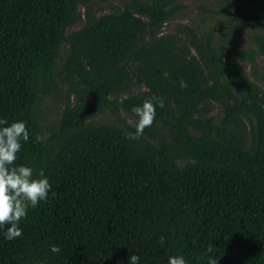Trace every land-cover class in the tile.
<instances>
[{"label": "trees", "instance_id": "obj_1", "mask_svg": "<svg viewBox=\"0 0 264 264\" xmlns=\"http://www.w3.org/2000/svg\"><path fill=\"white\" fill-rule=\"evenodd\" d=\"M88 1L0 0V127L26 122L16 166L34 178L43 171L51 185L20 221L22 237L0 229V264H130L132 255L138 264H264V91L192 28L162 31L168 0H130L99 17ZM243 1L264 55V0ZM61 43V81L79 99L43 137L36 109L54 89ZM154 96L164 101L154 102V123L128 138L132 108ZM212 103L223 110L217 126L199 119ZM103 113L114 121L96 123Z\"/></svg>", "mask_w": 264, "mask_h": 264}, {"label": "rangeland", "instance_id": "obj_2", "mask_svg": "<svg viewBox=\"0 0 264 264\" xmlns=\"http://www.w3.org/2000/svg\"><path fill=\"white\" fill-rule=\"evenodd\" d=\"M129 1L89 0L87 6L93 15L99 17L122 10ZM140 1L150 2V0ZM224 9L228 10L229 18L221 14ZM166 10L169 14L162 26V31L176 33L183 25L192 28L198 37L209 41L213 50L220 52L221 55L229 53L236 60L248 80L259 90L264 91V55L257 52L256 45L252 41L253 34H263V32L259 28L251 27L245 20L250 14L247 3L243 0H168ZM78 11L83 13V7L79 6ZM83 22V16H81V20L74 26L68 27L64 34L67 35L78 30ZM66 51L67 46L61 43L57 48L53 63L54 89L50 95L42 96L37 105V121L43 137L47 135V127L59 119L65 103L72 104L79 99V95L70 93L69 87L61 81V78L65 76L61 67ZM250 62L252 66H250ZM141 90H143L141 87H135L131 92L135 94ZM77 91H81V87H78ZM81 100L82 102L87 101L88 96L84 95ZM119 116L128 125L135 123V118L127 113L120 112ZM222 116V107L212 103L208 113L199 115V119L201 121L211 119L212 124L217 126ZM94 121L98 124L110 123L114 121V117L103 113L97 115ZM243 122L246 130L250 132L253 122L251 124L245 118ZM190 133L194 134L192 130ZM249 141L248 138V144Z\"/></svg>", "mask_w": 264, "mask_h": 264}, {"label": "clouds", "instance_id": "obj_3", "mask_svg": "<svg viewBox=\"0 0 264 264\" xmlns=\"http://www.w3.org/2000/svg\"><path fill=\"white\" fill-rule=\"evenodd\" d=\"M181 87L186 85L182 83ZM154 102L163 107V99L154 96L151 100L144 101L142 107L132 108L138 120L134 125L135 132L126 134L128 138L139 139L145 129L152 126L156 113ZM7 123V120L0 119V125ZM28 140L26 122H13L10 126L0 127V229L6 228L4 238L9 241L22 237L23 229L19 226L20 221L27 217L29 207L36 208L41 201H46L51 190L49 180L44 176L43 171L38 173L40 178H34V170L31 167L16 166L18 153L22 149L21 142ZM158 243L163 245L164 237H160ZM50 250L59 253L60 248L53 245ZM207 252H213L211 245L207 248ZM139 259L137 255H132L130 264H138ZM168 264H187V262L183 256H172L169 257ZM207 264H217V260L209 257Z\"/></svg>", "mask_w": 264, "mask_h": 264}]
</instances>
